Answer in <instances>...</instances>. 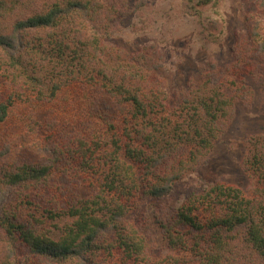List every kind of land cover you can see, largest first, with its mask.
<instances>
[{
    "label": "trees",
    "instance_id": "trees-1",
    "mask_svg": "<svg viewBox=\"0 0 264 264\" xmlns=\"http://www.w3.org/2000/svg\"><path fill=\"white\" fill-rule=\"evenodd\" d=\"M189 1L197 15L220 3ZM143 5L0 0V264H264V133L247 142V189L215 181L156 217L165 254L142 214L204 164L235 104L249 105L241 77L264 83L252 61L264 34L248 22L234 64H208L171 106L154 46L114 43L117 19Z\"/></svg>",
    "mask_w": 264,
    "mask_h": 264
},
{
    "label": "rangeland",
    "instance_id": "rangeland-1",
    "mask_svg": "<svg viewBox=\"0 0 264 264\" xmlns=\"http://www.w3.org/2000/svg\"><path fill=\"white\" fill-rule=\"evenodd\" d=\"M260 4L261 0H220L217 14L206 7L198 8L202 11L197 15L193 10L196 2L189 0H144L136 16L117 19L114 43L132 53L143 46H154L161 58L155 77L161 82L169 105L175 106L192 86L202 81L208 64L225 71L234 64V48L238 39L246 36L248 22L251 27L259 26L264 34V8ZM8 23L7 20L3 27ZM204 27L210 32L215 30V41L205 39L208 32L203 31ZM252 61L258 66L257 75L264 76V57ZM241 78L253 92L250 103L247 106L235 104L231 124L214 144L204 164L176 184L171 196L142 207L143 219L154 239V253L158 256L165 251L157 216L162 218L190 194L198 193L215 181L244 190L248 188L241 162L249 138L264 133V83L247 76ZM27 155L36 163L47 157V153L40 150H29Z\"/></svg>",
    "mask_w": 264,
    "mask_h": 264
}]
</instances>
